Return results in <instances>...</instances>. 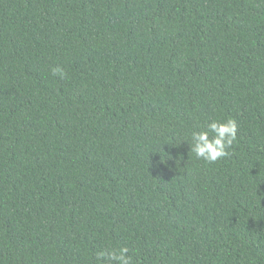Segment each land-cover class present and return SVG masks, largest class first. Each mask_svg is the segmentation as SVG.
Listing matches in <instances>:
<instances>
[{
    "label": "trees",
    "instance_id": "trees-1",
    "mask_svg": "<svg viewBox=\"0 0 264 264\" xmlns=\"http://www.w3.org/2000/svg\"><path fill=\"white\" fill-rule=\"evenodd\" d=\"M122 247L264 264V0H0V264Z\"/></svg>",
    "mask_w": 264,
    "mask_h": 264
},
{
    "label": "clouds",
    "instance_id": "clouds-1",
    "mask_svg": "<svg viewBox=\"0 0 264 264\" xmlns=\"http://www.w3.org/2000/svg\"><path fill=\"white\" fill-rule=\"evenodd\" d=\"M53 73L63 75L62 69L56 67ZM211 133V136H210ZM237 138V125L235 120L227 119L223 122L213 120L207 130L193 131L191 133V151L197 159H203L208 163H214L218 159L229 154V149ZM98 264H131L128 248L117 250H101L97 252Z\"/></svg>",
    "mask_w": 264,
    "mask_h": 264
}]
</instances>
